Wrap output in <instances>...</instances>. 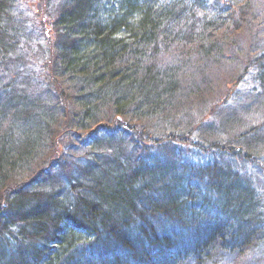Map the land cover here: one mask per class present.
I'll list each match as a JSON object with an SVG mask.
<instances>
[{
  "label": "trees",
  "instance_id": "trees-1",
  "mask_svg": "<svg viewBox=\"0 0 264 264\" xmlns=\"http://www.w3.org/2000/svg\"><path fill=\"white\" fill-rule=\"evenodd\" d=\"M238 44L249 86L205 117ZM262 255L264 0H0V264Z\"/></svg>",
  "mask_w": 264,
  "mask_h": 264
},
{
  "label": "rangeland",
  "instance_id": "rangeland-1",
  "mask_svg": "<svg viewBox=\"0 0 264 264\" xmlns=\"http://www.w3.org/2000/svg\"><path fill=\"white\" fill-rule=\"evenodd\" d=\"M32 4H30V5H32ZM34 10L37 11L38 9L35 7ZM236 35L238 37L241 35L239 37V40L242 41L243 47L245 46V48H248L250 50H253V48L256 45H257V48L259 47L258 45L260 44V41L257 42V43L256 42H251L249 40L250 37H246L245 35L242 34V32H241L240 35H239V33H237ZM256 40H257V38H256ZM228 46L226 47L227 49L225 51V55L223 57H221L222 58L221 63H219L218 65H213V66L211 65L212 66V72L213 73L211 74L209 80H210V82L212 81L213 84H214V88L211 89V90H214V93L212 92L208 96H206V98H208V100H209V103H208V105L206 107L207 109H205L206 110L205 111V117H208L210 119L213 118L212 117L213 115L215 117V112L217 111L218 104H219V107H220V105L227 104L229 101L230 102H233L234 101L233 98H237L238 97L239 91L240 90L241 91H244L243 89H240V88H242V87L243 88H247L249 86V83H247L245 81L243 82V84H240L238 81H236L235 79H233V77L238 76V73H239V70H240L239 69L240 66H238L239 63L241 62L243 64V62L246 60V58L244 57L245 54H246V50L244 49L242 53L239 52V55H238L239 59H237V57L234 56V55L237 54L238 53V50L240 51L243 47L241 45H239V44L237 45V47L235 49H233L232 47H229L230 49H233L236 52V53H234V51H231L228 48ZM37 66H38V70H40L41 73H42L41 76H40L41 79H42V77L44 79H46L44 77V76H46L45 75V72H46V69L50 67L48 65L47 61H41V60H39ZM55 84H58V83L55 82ZM54 87H55V85H54ZM225 92L229 95V98L226 99L228 102H226V100H225V96H224V93ZM222 96H224V98L222 99V101L221 100L218 101L220 98H222ZM214 97H215V101H214V103H212ZM212 110H213V112H212ZM235 124L236 123L234 122V125ZM203 125L204 124L202 123V126ZM205 126L206 125H204L203 127H205ZM215 128H216V131L219 134H221L223 137L226 136L225 134L223 135L222 130L220 129L219 125H215ZM92 132H93V130H92ZM92 132H89V133L88 132L87 133L85 132V134H86L85 136H87V134L88 135H91ZM59 135H60L59 138L63 137L61 135V133H59ZM62 140H64V141L63 142L60 141V143H58V145L53 149L54 152H49V154H52V155H51V159L48 160V161L50 163V161H54L57 158H59L60 155H63L62 158H64V154L67 155L66 153H68L69 158L71 160V165L69 167H67V169L69 170V169H71L72 166L73 167L75 166V162L74 161L78 157H82V155H84L83 154L84 152H83V149H77L76 147H74L73 145L75 143H73L72 141L71 142H68L69 141L68 138H63ZM68 143L73 144L71 146V149L68 148V146H67ZM186 147L189 148L190 146L187 145ZM85 149H87V147H85ZM189 155H192V154H189ZM196 160L197 161H200V159H196ZM252 261H253V264H258V262H260L259 264H264V255H262V257L253 258ZM252 261H250V262H252ZM250 262H248V263H250ZM208 264H216V262H212V263H208ZM232 264H237V262L234 261V262H232Z\"/></svg>",
  "mask_w": 264,
  "mask_h": 264
}]
</instances>
